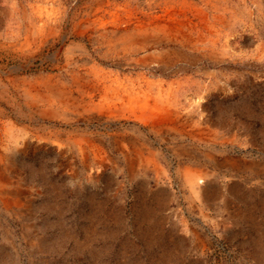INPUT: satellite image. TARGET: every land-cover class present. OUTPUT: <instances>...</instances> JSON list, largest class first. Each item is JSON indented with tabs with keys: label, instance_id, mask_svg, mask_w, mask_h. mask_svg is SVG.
I'll use <instances>...</instances> for the list:
<instances>
[{
	"label": "rangeland",
	"instance_id": "obj_1",
	"mask_svg": "<svg viewBox=\"0 0 264 264\" xmlns=\"http://www.w3.org/2000/svg\"><path fill=\"white\" fill-rule=\"evenodd\" d=\"M139 25L150 53L205 44L137 66ZM86 71L161 82L174 114L139 129ZM41 75L78 98L62 154L19 86ZM0 110V264H264V0H0Z\"/></svg>",
	"mask_w": 264,
	"mask_h": 264
},
{
	"label": "bare ground",
	"instance_id": "obj_2",
	"mask_svg": "<svg viewBox=\"0 0 264 264\" xmlns=\"http://www.w3.org/2000/svg\"><path fill=\"white\" fill-rule=\"evenodd\" d=\"M117 30L116 32H118ZM165 30L172 33L175 31H181V28L177 26H167L165 27ZM137 32L139 34L138 36L137 34H135L136 36L134 35L131 37H125L126 35L123 33L125 36L123 35L124 37H122V40L117 43L119 47H123L124 49L130 51V54L132 56H139L143 54L138 58L134 57L131 59V63L134 62L137 66H146L155 58L160 59V57H164L175 52L177 53L178 50L183 51L190 46L195 48L205 44L204 40H193V37L191 39L180 38L173 41H167L171 45L172 49L171 47H169L166 51H159V53H150V50L152 49H155L157 51L160 48H164L165 43L161 39L156 40L148 38V36L146 35L148 34V27L140 26L137 28ZM112 33L114 34L115 31H112ZM168 43L166 44L168 45ZM178 53L180 54V52ZM158 56L160 57L157 58ZM153 64H155V62ZM71 80L74 85L83 87L86 90H109L110 88H115V85L112 84L113 87H111L110 85L108 86V84L116 83V88L113 89L114 97L121 102H126L131 112L127 119L129 121L133 120L135 123H137L139 125L137 128L139 129L143 127H150L153 131H159V124H161V122L166 117H170L172 114H174L172 110L173 100H169L168 97L165 98V95L162 94L161 90L164 84L161 82L154 83L152 82V80H148L144 74L138 75L137 77H134L133 75L126 76L123 81H120L119 75L114 76L109 72L86 71V73L79 74V76H71ZM52 81L53 78L48 75H41L39 77H36L35 79L20 78L19 86L21 87L27 99H29L28 106L30 108H34V114L39 117V120L41 119L44 122V125L41 126V129H43V131H46L47 137L43 139L45 140V142L53 144L57 151L62 154L64 149V139L61 133L62 131L60 130V126H63V120L66 116V108L74 105L78 98L75 97L72 92L66 90V86L61 80L57 79V84L55 86L52 84ZM6 89L7 86L4 84L3 91L5 92ZM102 108L103 107L98 106L97 110L101 112ZM92 111H94V109ZM72 114L75 115L74 112H72ZM69 144L72 149H76L79 143L73 140L72 142L70 141ZM203 173V170L196 171L188 178V182L191 185L192 189L199 196L203 195L205 190V186L202 185V183H204Z\"/></svg>",
	"mask_w": 264,
	"mask_h": 264
}]
</instances>
